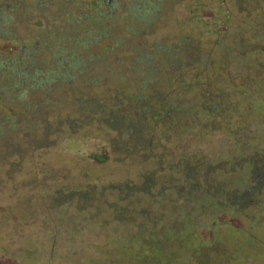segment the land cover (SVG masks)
<instances>
[{
	"label": "rangeland",
	"instance_id": "374dc122",
	"mask_svg": "<svg viewBox=\"0 0 264 264\" xmlns=\"http://www.w3.org/2000/svg\"><path fill=\"white\" fill-rule=\"evenodd\" d=\"M0 82V264H264V0H0Z\"/></svg>",
	"mask_w": 264,
	"mask_h": 264
},
{
	"label": "trees",
	"instance_id": "16d2710c",
	"mask_svg": "<svg viewBox=\"0 0 264 264\" xmlns=\"http://www.w3.org/2000/svg\"><path fill=\"white\" fill-rule=\"evenodd\" d=\"M1 83V82H0ZM1 96H3L2 94H1Z\"/></svg>",
	"mask_w": 264,
	"mask_h": 264
}]
</instances>
